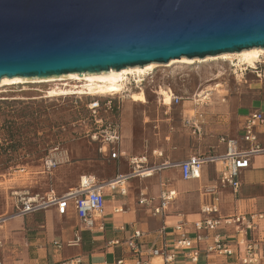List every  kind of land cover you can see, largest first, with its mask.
<instances>
[{
  "label": "rangeland",
  "instance_id": "1",
  "mask_svg": "<svg viewBox=\"0 0 264 264\" xmlns=\"http://www.w3.org/2000/svg\"><path fill=\"white\" fill-rule=\"evenodd\" d=\"M260 59L261 62L256 64L259 76L250 68L241 70L240 67L231 65L229 60L223 59L191 64L159 63L149 75L144 76L141 84L136 85L132 78L130 79L131 83L128 86L133 91L143 89L145 103L131 101L122 90L114 91L112 94L106 93L105 96L46 97L45 91L52 86L50 82H27L2 86L0 89V174L3 175L0 176V214L5 206L2 188L4 186L7 189L32 185L31 191L44 192L51 188L59 191L58 188H65L66 184L72 182L67 173L55 183L58 184L57 186L53 184L52 173L62 168L69 167L76 172L99 174L102 170L100 165L103 158L96 151L95 143L90 137L94 125L93 117L87 107V104L93 101L99 102V116L119 122L123 147L127 152H142L162 147L163 137L167 133L170 138L165 143H172L171 149L175 146L172 135L178 127L180 135L176 140L175 151L181 158H184L191 148L205 147L207 150H213L204 142L206 135L210 138L216 137L218 142L221 133L228 132L230 135L236 133L241 115L250 107L259 106L264 110V56ZM159 86L164 89L170 88L174 95L182 98L179 103L171 104L166 113L159 103L161 99L157 91ZM208 89L212 90L207 91ZM201 91L210 93V97L204 104L195 106L192 96ZM221 99L224 100L221 101ZM193 109L199 110L202 116L198 117L197 114L194 116ZM186 114L198 118L197 129L183 123L182 120ZM8 127L18 130L12 139L7 136ZM10 144L14 145L13 150L8 148ZM54 148L65 151L68 160L54 167L50 171L51 174L37 173L42 169L44 156ZM6 159L8 162H4ZM16 165L34 172L30 175L32 177L29 176L27 181L13 179L14 176H11V173L18 169L9 167ZM253 166L254 169L245 171L240 176L244 188L252 187L253 184L258 185L261 181L264 156L255 158ZM116 173L118 170L108 177L98 176V178L108 179ZM9 191L6 190L8 195L14 197ZM242 192L241 190L240 196ZM258 192L260 197H264L262 189Z\"/></svg>",
  "mask_w": 264,
  "mask_h": 264
},
{
  "label": "water",
  "instance_id": "2",
  "mask_svg": "<svg viewBox=\"0 0 264 264\" xmlns=\"http://www.w3.org/2000/svg\"><path fill=\"white\" fill-rule=\"evenodd\" d=\"M264 47V0H0V79Z\"/></svg>",
  "mask_w": 264,
  "mask_h": 264
},
{
  "label": "crops",
  "instance_id": "3",
  "mask_svg": "<svg viewBox=\"0 0 264 264\" xmlns=\"http://www.w3.org/2000/svg\"><path fill=\"white\" fill-rule=\"evenodd\" d=\"M162 107H164V113H166L170 105H162ZM254 107L259 106L250 107L247 112L241 115L236 133L230 135L227 132L221 133V135L237 138L244 115ZM194 110L195 109H193V111ZM199 112V110H195L193 115ZM193 115H184L182 120L183 123L185 118H189ZM178 130L179 127L173 132L172 139L175 146H172L171 149L170 145L172 143H165V141H168L170 138L169 133H167L166 136L163 137L164 144L162 147L142 152H127L123 147V137L120 128V149L126 155L149 154L151 150H159L162 152V157H151V161L161 162L167 160L170 163H178L193 154L213 153L219 155L224 152V145L219 142V138L217 142L216 137L210 138L209 135H206L204 142L213 150H207L205 147L191 148L189 152H187V155L181 158L179 153L175 151L177 147L176 140L180 135ZM260 138L264 141V130ZM94 143L96 151H98V144L96 142ZM99 154L101 158H103L100 165L102 170L99 171V174H94L96 177H108L113 175L116 170H118L119 173L128 172L129 167L124 157H120L118 160H111L108 158L107 154ZM259 156H264V154L253 157L250 167L241 171L239 180L240 176L245 171L254 169L253 161ZM218 169L219 163H207L203 165L199 179L183 180L181 179L178 167H169L147 178L136 177L130 179L127 184V193L125 195L105 191L102 215L104 228L102 231L84 228L71 206L67 208V211L63 215H59L55 207L50 206L38 212L12 217L0 228V239L4 243V246L0 248V262L2 264H53L78 256L81 260V264H116V261L122 258L129 264H166L161 257L148 255L150 249L160 245L161 238L159 237L158 231L164 226L166 233V235L164 234V238L167 241H171L174 237L171 233L172 225L176 222H183L185 223V228L189 237L194 238L197 233L194 232L191 224L201 217L199 212L201 205L212 201L209 196L202 193V188L204 185L214 183L217 180ZM84 172L85 171L76 172L69 167H65L58 172L52 173L51 181H53V184L67 173L70 175L72 182L66 184L65 188H58L59 191H55L53 188L50 190H53L58 195L64 193L67 189L77 185L79 175ZM165 172L167 173L163 174ZM33 173L34 172H30L24 168L21 171H14L11 173V176H14L12 177L13 179L27 181L26 179L32 177L30 175H33ZM37 173L43 174L50 172H44L41 169ZM2 175L3 174H0V176ZM161 182H167L168 186L176 191L177 196L169 203L167 210L162 216H153L151 215V208L158 202L157 198ZM34 183L37 182L34 181ZM29 184H31V182ZM55 185L57 186L58 184ZM31 186L32 185H24L17 188L8 187L7 189L5 186L2 187L4 189L5 206L1 214L11 213L15 209V199L12 195L9 196L6 190H10V193L15 191H27L32 194H41L49 191H31V188H33ZM261 189L264 194V168L261 181L258 185L253 184L252 187L244 188L241 182V186L235 195L230 188L220 189L217 201L220 214L227 215L236 212L250 213L264 211V197H260L258 192ZM241 190L243 192L240 196ZM140 193H144L146 197L150 199L148 204L141 205L137 202ZM260 198L262 199L260 200ZM117 208H122V210L116 211ZM135 230H139L142 233L138 241L141 255L137 256V258L140 259V263L135 262L131 255L125 251L122 244L111 243L113 240L121 241L128 238ZM218 232L231 235L234 233V228H221ZM199 234L202 237H208V239L196 241L194 245L197 246L200 251H204V247L208 243L212 233L202 231ZM252 236L258 247V264H264V220L257 222V228L252 233ZM239 237V234H235V238L228 239V241L234 246L235 239ZM55 243H60L61 246L57 247ZM238 249V254L229 257L201 255L196 264H240L239 255L241 254V249L239 247ZM176 254V260L172 264H193L185 259L182 253L177 252Z\"/></svg>",
  "mask_w": 264,
  "mask_h": 264
},
{
  "label": "built area",
  "instance_id": "4",
  "mask_svg": "<svg viewBox=\"0 0 264 264\" xmlns=\"http://www.w3.org/2000/svg\"><path fill=\"white\" fill-rule=\"evenodd\" d=\"M259 63V62H258ZM256 63V64H258ZM250 68V67H249ZM256 75H260L257 67L252 69ZM159 96V95H158ZM160 97V96H159ZM170 101L166 103L161 97L159 103L163 106L177 104L181 101V96H170ZM210 97V93H195L192 96V102L195 106L204 104ZM205 100V101H204ZM224 99H221L223 101ZM90 115L93 117L94 128L91 131V140L98 144L97 150L101 154H107L111 160H118L124 157L129 167L126 173H116L108 179H99L94 174L83 173L79 175L77 185L69 188L64 193L58 195L53 190L45 193H29L27 191H15V209L11 213L0 214V228L12 217L22 216L44 210L54 206L59 215L65 214L67 208L71 206L82 226L87 229H97L102 231L104 228L102 215L104 209V192L118 193L125 195L127 193L128 181L132 178H147L163 169L169 167H178L181 179H199L201 169L207 163H219L218 178L214 183L204 185L202 193L209 196L212 201L204 203L200 207L201 217L192 222V228L197 234L194 238L189 237L185 228V223L176 222L171 227V233L174 236L171 241L164 238L165 227L162 226L158 231L161 238L160 245L150 249L149 256H158L166 264H172L176 260V253H182L183 257L190 263H198L201 255H215L217 257H229L239 253L240 264H258V247L253 239L252 233L257 228V222L264 220V211L257 212H236L223 215L217 206L218 192L220 189L230 188L235 195L240 186L239 175L241 171L250 167L253 157L264 154V141L260 135L264 130V111L260 107L252 108L242 119L241 128L237 138L227 135H220L219 142L224 145V152L219 155L213 153L193 154L184 158L178 163H170L167 160L161 162L151 161L152 158L162 157L159 150H151L149 154L133 155L125 154L120 149L121 135L120 125L115 119L102 118L98 115L100 108L98 101L87 104ZM198 117L202 113H197ZM198 118L189 117L184 119V124H190L197 129ZM68 160L67 153L63 150L54 148L44 156L42 161V170L50 172L54 167ZM24 168H18L19 171ZM176 191L170 188L167 182L160 183L157 204L151 208V215L162 216L167 210L171 201L176 198ZM137 202L141 205L148 204L150 199L144 193H140ZM117 208L116 211H121ZM233 227L234 233L225 235L218 232L221 228ZM205 231L212 233L204 251L194 245L196 241L207 240L208 237H202L199 233ZM235 234L240 237L235 239V245L229 243L228 239L235 238ZM142 233L135 230L131 235L121 241L113 240L112 244H122L125 251L131 255L136 263H140L137 256L141 255L139 239ZM60 247V243H55ZM4 246L0 239V248ZM0 264H2L0 262ZM53 264H81L78 256L71 257ZM116 264H129L124 258L116 261Z\"/></svg>",
  "mask_w": 264,
  "mask_h": 264
},
{
  "label": "bare ground",
  "instance_id": "5",
  "mask_svg": "<svg viewBox=\"0 0 264 264\" xmlns=\"http://www.w3.org/2000/svg\"><path fill=\"white\" fill-rule=\"evenodd\" d=\"M261 56H264V47H252L242 49L238 52H223L217 55H207L203 58H188L181 56L180 58L169 60L166 62L167 64L164 63V65H171L173 63L191 64L200 61L223 59L229 60L231 65L238 66L241 70L249 67L254 69L256 68V63L261 62ZM158 64L157 62H149L143 65L127 66L118 70L110 68L99 72H68L66 74L48 76L46 78L4 76L0 79V89L4 85H17L27 82H50L52 86L45 91L46 97L72 95L105 96L106 93L112 94L114 91L122 90V92H126V95L131 101L145 103L146 97L143 89L139 88V91H133L128 85L131 83V78L136 85L141 84L144 80V76L149 75ZM161 86H159V90H157L158 95L168 103L171 98L172 90L170 88L164 89ZM209 90L212 89H208L207 91ZM202 93L204 92L201 91L200 94Z\"/></svg>",
  "mask_w": 264,
  "mask_h": 264
},
{
  "label": "trees",
  "instance_id": "6",
  "mask_svg": "<svg viewBox=\"0 0 264 264\" xmlns=\"http://www.w3.org/2000/svg\"><path fill=\"white\" fill-rule=\"evenodd\" d=\"M17 132H18L17 129H12L11 127H8V128H7V131H6L7 136H8L10 139L14 138V136H16ZM14 140H15V139H14ZM8 148H9L10 150H13V149H14V145H13V144H10V145H8ZM0 149H1V147H0ZM7 160H8V159H6L4 162H8ZM9 168L18 169L19 166H17V165H16V166H10Z\"/></svg>",
  "mask_w": 264,
  "mask_h": 264
}]
</instances>
